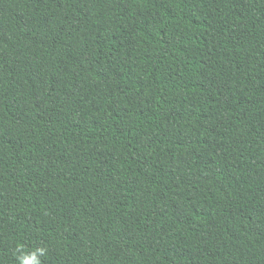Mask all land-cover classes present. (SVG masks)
<instances>
[{"label": "trees", "instance_id": "1", "mask_svg": "<svg viewBox=\"0 0 264 264\" xmlns=\"http://www.w3.org/2000/svg\"><path fill=\"white\" fill-rule=\"evenodd\" d=\"M0 264H264V0H0Z\"/></svg>", "mask_w": 264, "mask_h": 264}, {"label": "clouds", "instance_id": "2", "mask_svg": "<svg viewBox=\"0 0 264 264\" xmlns=\"http://www.w3.org/2000/svg\"><path fill=\"white\" fill-rule=\"evenodd\" d=\"M36 251L43 253V249H37ZM20 259L22 260V257Z\"/></svg>", "mask_w": 264, "mask_h": 264}]
</instances>
